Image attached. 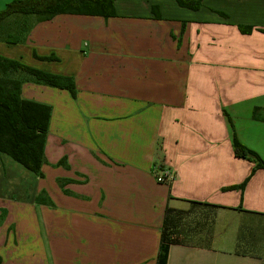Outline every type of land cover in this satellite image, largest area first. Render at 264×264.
<instances>
[{"label":"crops","instance_id":"crops-1","mask_svg":"<svg viewBox=\"0 0 264 264\" xmlns=\"http://www.w3.org/2000/svg\"><path fill=\"white\" fill-rule=\"evenodd\" d=\"M189 1L3 21L0 54L71 76L76 95L22 84L52 116L44 177L27 173V201L0 198L2 264H156L167 207L189 201L219 206L211 243L172 245L168 264H264V168L233 145L264 160V0ZM11 159L0 154V175L23 169Z\"/></svg>","mask_w":264,"mask_h":264},{"label":"trees","instance_id":"trees-1","mask_svg":"<svg viewBox=\"0 0 264 264\" xmlns=\"http://www.w3.org/2000/svg\"><path fill=\"white\" fill-rule=\"evenodd\" d=\"M116 0H13L0 11V26L14 14L34 15L37 21L50 20L57 14H78L111 17L116 15ZM183 6L197 9L198 4L178 0ZM154 16L160 18L159 8L153 7ZM250 32L253 27L243 28ZM21 34L7 38L9 43H19ZM41 60H56L52 56H38ZM29 75L36 82L67 89L76 95L75 81L71 76L55 74L27 65L20 60L0 54V154L12 158L37 177H44L45 147L52 116V107L46 103L26 99L22 84ZM231 122V121H230ZM232 124V122H231ZM233 125V124H232ZM235 154L256 162L253 173L264 168V160L247 148L235 136ZM62 163H64L62 161ZM248 179L236 188L243 189ZM219 206L201 201H189L187 209L167 207L163 221L160 250L156 264H168L172 245L194 243L210 245L214 232L215 211ZM3 258L0 255V264Z\"/></svg>","mask_w":264,"mask_h":264},{"label":"rangeland","instance_id":"rangeland-1","mask_svg":"<svg viewBox=\"0 0 264 264\" xmlns=\"http://www.w3.org/2000/svg\"><path fill=\"white\" fill-rule=\"evenodd\" d=\"M2 53H8L7 49H5L4 52ZM12 161L17 165L19 164L16 163V161L14 160ZM20 166L22 167L21 164ZM22 168L23 169H18L17 167H15L13 169H8L9 171H7L3 175H0V195H1L0 198L7 200L10 199V197H13L14 199H20L21 201L28 200L25 194H20L17 190H19L21 187L24 188L25 190H28L29 188H32V186L34 187L37 186L38 184L35 185L34 183H32L31 177L27 174L31 172L24 167ZM23 171L26 173L23 174Z\"/></svg>","mask_w":264,"mask_h":264},{"label":"built area","instance_id":"built-area-1","mask_svg":"<svg viewBox=\"0 0 264 264\" xmlns=\"http://www.w3.org/2000/svg\"><path fill=\"white\" fill-rule=\"evenodd\" d=\"M174 179V174L171 170H165L161 175L157 177L159 182L169 183Z\"/></svg>","mask_w":264,"mask_h":264}]
</instances>
